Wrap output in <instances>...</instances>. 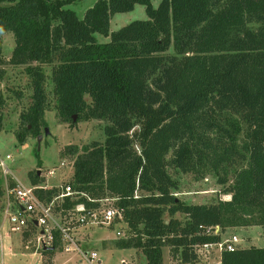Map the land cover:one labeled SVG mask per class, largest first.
<instances>
[{
    "label": "trees",
    "instance_id": "trees-1",
    "mask_svg": "<svg viewBox=\"0 0 264 264\" xmlns=\"http://www.w3.org/2000/svg\"><path fill=\"white\" fill-rule=\"evenodd\" d=\"M75 1L0 0V80L4 64L23 65L32 90L17 141L46 128L42 65L52 64L60 120L108 122L103 142L91 141L80 154L77 145L65 150L77 154L74 187L91 199L114 198L121 209L129 235L119 248L141 249L147 264H163L167 245L178 264H194V247L220 241L229 227L264 233V0H161L156 7L97 0L83 18L67 8ZM137 4L147 18L110 30L114 14ZM6 32L15 38L8 60ZM96 33L110 39L99 42ZM5 105L0 89V130ZM35 155L41 165L37 148ZM169 166L197 179L212 173L231 198L204 204L176 197ZM65 201L95 204L85 196ZM216 226L219 233L208 230ZM55 239L42 253L55 252L57 232ZM220 254L221 264H264V246Z\"/></svg>",
    "mask_w": 264,
    "mask_h": 264
},
{
    "label": "rangeland",
    "instance_id": "rangeland-1",
    "mask_svg": "<svg viewBox=\"0 0 264 264\" xmlns=\"http://www.w3.org/2000/svg\"><path fill=\"white\" fill-rule=\"evenodd\" d=\"M97 0H77L70 3L67 8L73 9L79 18H83L88 7L92 6ZM154 7L158 6L161 0H151ZM147 18L145 7L135 5L133 10L119 12L113 15L110 21V30H116L126 23L137 19ZM256 23H250L251 28H257ZM99 42H107L110 37L96 33ZM15 45L14 34L6 32L3 39V57L8 60L11 51ZM169 52H173L171 49ZM52 65V64H51ZM51 65L43 64L47 79L45 89H47L48 103L45 112L46 127L49 128V134H45V127L41 129L43 135L40 139L36 135L27 133L26 140L20 144L17 141L16 133L23 129L21 123V113L26 111L32 100V90L30 88V78L24 71L23 65L4 64L7 74L0 80V89L6 97V105L2 110L3 126L0 130V157L5 158L6 154L11 156L6 160L11 172L18 176L22 181L29 182L31 175L35 171L39 172V178L45 180V174L48 169L54 166L62 169L55 176L50 178L51 183L60 184L73 176V161L77 154H69L65 148L68 145H77L78 154L82 153V147L88 146L91 141L104 140L103 128L108 123L105 120L90 119L79 120L72 125L68 122H62L58 114L57 101L52 89ZM21 93V94H19ZM86 102L90 103L91 98L85 96ZM77 119V116H76ZM40 151L41 165L37 164L38 158L35 155V149ZM172 156L170 151L167 158ZM168 171L171 176L178 181V187L173 189L176 197L192 203H210L218 199H230L228 193L222 194V186L217 183V179L212 173L204 174L203 178L197 179L190 172L182 173L169 166ZM10 180V179H8ZM4 173L0 166V185L3 189ZM110 203L115 204L114 198L107 197ZM2 193H0V210L2 206ZM183 218L182 215H178ZM167 218V214L164 215ZM1 220V213H0ZM1 223V222H0ZM9 224H5L0 232V264H90L82 259L78 253H66L62 248L56 249L53 254L35 253L36 241L33 239L32 245L28 246L26 239H21L17 233H8ZM117 230L121 235H117ZM236 234L240 239V247L255 245L264 246V233L260 226H250L243 228L228 229L222 234V237H231ZM127 227L119 222L113 223L110 228L107 227H86L80 228L76 232L78 244L83 250H97L101 263L94 264H147L146 257L141 249L131 247L119 248L117 242L122 236L127 237ZM163 264H178L179 258L170 251V246L162 248ZM218 255L215 252V256ZM215 258V257H214ZM211 258V261L214 259ZM206 264V263H197Z\"/></svg>",
    "mask_w": 264,
    "mask_h": 264
},
{
    "label": "built area",
    "instance_id": "built-area-1",
    "mask_svg": "<svg viewBox=\"0 0 264 264\" xmlns=\"http://www.w3.org/2000/svg\"><path fill=\"white\" fill-rule=\"evenodd\" d=\"M10 159L9 154H6L5 158L0 157V166L4 173L0 232L5 221L8 222V233L19 234L21 239L27 240L28 246L32 245L35 239V253L53 249L57 232L59 244L56 249L62 248L66 253L76 252L90 264L101 263L102 259L97 250L86 251L81 248L76 232L80 228L93 226L110 228L113 223L119 221L123 223L121 209L116 204L110 203L108 198L91 199L86 193L77 190L72 183V175L63 183H51L50 178H55L62 165L48 169L45 180L39 178L38 173V180L35 183L31 180L26 183L13 174L6 165V160ZM48 190L55 192L48 196ZM81 196H85L87 201L95 204L87 206L85 202H78L71 207H65L66 198L73 201ZM208 230L215 234L219 233L218 226ZM116 233L121 235L119 230ZM231 235L225 239L222 237L218 242L196 245L193 251L196 254V262L221 264L222 251H234L240 247L239 237L236 234ZM215 252L218 255L215 256ZM211 258L214 259L211 261ZM182 264L193 263L188 261Z\"/></svg>",
    "mask_w": 264,
    "mask_h": 264
},
{
    "label": "water",
    "instance_id": "water-1",
    "mask_svg": "<svg viewBox=\"0 0 264 264\" xmlns=\"http://www.w3.org/2000/svg\"><path fill=\"white\" fill-rule=\"evenodd\" d=\"M73 120H76V115H73ZM49 128L48 127H46L45 128V134H49ZM42 134H39L37 137H39L40 139L42 138ZM39 173V172H38Z\"/></svg>",
    "mask_w": 264,
    "mask_h": 264
},
{
    "label": "crops",
    "instance_id": "crops-1",
    "mask_svg": "<svg viewBox=\"0 0 264 264\" xmlns=\"http://www.w3.org/2000/svg\"><path fill=\"white\" fill-rule=\"evenodd\" d=\"M243 227H246V226H243ZM243 227H238V228H243ZM247 227H250V226H247ZM234 228H237V227H229V228L226 229V231H227L228 229H234ZM226 231H225V232H226ZM197 263H199V262H196V263H194V264H197Z\"/></svg>",
    "mask_w": 264,
    "mask_h": 264
}]
</instances>
